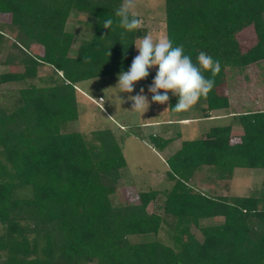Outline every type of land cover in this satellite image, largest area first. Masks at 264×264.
Returning <instances> with one entry per match:
<instances>
[{
    "label": "trees",
    "instance_id": "1",
    "mask_svg": "<svg viewBox=\"0 0 264 264\" xmlns=\"http://www.w3.org/2000/svg\"><path fill=\"white\" fill-rule=\"evenodd\" d=\"M122 2L0 0L7 19L0 22V66L15 68L0 73V85L27 82L0 104V264H264V194L211 196L191 183L201 171L214 170L224 182L235 169H260L264 186V110L232 116L241 135L218 125L182 142L165 160L171 188L139 192L136 202L122 204L112 201L127 166L121 143L133 136L163 151L174 138L145 134L146 122L118 137L109 129L91 138L64 132L78 119L76 87L127 71L145 35L139 27L121 39L115 12ZM164 2L165 36L173 45H182L193 63L203 51L221 65L207 98L189 113L177 112L178 121L192 113L191 120L210 119L229 109L228 95L219 93L226 71L264 64V0ZM72 13L85 17L91 33L76 46L66 30ZM107 19L110 29L102 26ZM250 26L256 42L243 51L238 35ZM43 66L51 72L39 77ZM169 95L174 113L177 98ZM158 197L156 212H149ZM162 215L176 222L168 229L173 247L158 238ZM215 218L222 222L199 224ZM138 235L150 239L129 241Z\"/></svg>",
    "mask_w": 264,
    "mask_h": 264
},
{
    "label": "rangeland",
    "instance_id": "2",
    "mask_svg": "<svg viewBox=\"0 0 264 264\" xmlns=\"http://www.w3.org/2000/svg\"><path fill=\"white\" fill-rule=\"evenodd\" d=\"M134 2L135 8L133 9V13L141 20L140 27L145 30V35L152 34L154 39L165 36L164 0H134ZM262 17L264 20V14ZM0 22H7V19L0 16ZM85 22V17L77 13H72L69 17L66 30L76 36L77 43L75 46L81 39L90 37V28L86 27ZM8 40L7 45L10 43ZM238 40L243 51L253 46L256 42L253 28L250 26L241 31L238 35ZM75 48L73 47V50ZM35 50L37 48H34ZM136 55H138V50L134 47L133 58ZM7 70L13 71L15 68L12 66H0V73ZM150 70L149 73L151 74ZM50 72L49 67H39L38 76H46ZM155 74H153V77H155ZM150 77L149 75L144 80L136 82L134 91L131 94L120 93L119 89L115 87L118 83V76H109L103 79L99 78L82 82L78 86L79 90H77L76 99L78 119L75 122L68 123L64 128V132H80L88 138H91L92 132L109 129L118 137V135L123 134L130 127L139 126L143 122L154 123L148 125L147 128H143L145 134L163 130L164 124H167L170 121L169 119L178 120L176 118L179 114L176 111L174 113L170 112L167 103L161 105L151 102V93L147 91L148 86L153 81ZM26 85L27 82L0 85V104L4 105L9 103V95ZM141 87L145 89L144 94L149 98V108L144 114L131 111L132 101L128 100V96L136 95ZM262 91H264L263 62L255 63L244 69H228L226 71V83L219 88V93H226L228 95L230 106L227 110L217 112L218 115L215 116H220L219 118L179 125L178 127L174 126V130L169 129L170 132L168 134L169 138L174 139L165 150L160 152L153 149L148 143L142 142L133 136L124 140L121 143V149L127 166L122 171L117 192L112 197L113 204L136 202L138 193L143 191L169 190L171 183L165 177L167 171L166 158L175 153L181 147L182 142L204 138L212 126L230 124L233 131L237 128L242 130L232 116L252 109L254 107V102L252 101L254 97L260 100L263 99ZM82 94H85V96ZM99 97L103 99L102 103H98L97 99ZM198 104L202 105L203 103ZM186 112L189 113L190 111L188 110ZM228 114H231V116L228 117ZM192 115L193 113L189 114L188 117L192 119ZM156 122H159L158 126L155 124ZM120 126L124 127L123 132L120 131ZM177 132L180 134H176ZM236 132H234V136L241 134L240 131L239 133ZM203 172L201 171L193 177L191 183L196 189L205 194L228 197H247L250 195L264 194V186L262 185L263 172L260 169H236L233 176L224 182L217 180V174L214 170ZM26 191L29 193L30 189ZM160 202L161 199L158 197L157 202L149 205L148 211L156 212V206ZM158 212L161 214V211ZM162 219L163 229L159 232L158 238L166 245L173 247L174 240L169 238L168 229L176 222L174 218L167 215H162ZM221 222V218H215L202 220L199 224L201 227H208L218 225ZM191 232L195 233L198 238H201L196 228L192 227ZM1 233L2 228L0 227ZM128 239L130 242L136 243L149 240L150 236H130Z\"/></svg>",
    "mask_w": 264,
    "mask_h": 264
},
{
    "label": "clouds",
    "instance_id": "3",
    "mask_svg": "<svg viewBox=\"0 0 264 264\" xmlns=\"http://www.w3.org/2000/svg\"><path fill=\"white\" fill-rule=\"evenodd\" d=\"M134 8V0H123L115 12L119 27L125 30L121 33V39L141 26V20L133 13ZM112 25L113 20L107 19L102 26L110 29ZM135 47L138 55L133 58L127 71L118 74L115 87L120 93L131 94L136 82L147 78L149 69L156 68L155 77L147 89L151 93V102L166 104L170 101L171 93L172 97L177 98L173 108L178 113L190 110L201 98L206 99L214 88V78L221 71L220 62L203 51L199 52L196 63H193L192 58L184 54L183 46H174L166 36L154 39L152 34H147L135 43ZM205 72L210 73L211 78H206ZM144 92L145 89L141 87L136 95L128 96V100L132 101L131 111L141 114L147 111L149 98Z\"/></svg>",
    "mask_w": 264,
    "mask_h": 264
},
{
    "label": "crops",
    "instance_id": "4",
    "mask_svg": "<svg viewBox=\"0 0 264 264\" xmlns=\"http://www.w3.org/2000/svg\"><path fill=\"white\" fill-rule=\"evenodd\" d=\"M154 70H155V72H154ZM151 71V74H149L151 77V79L153 80L154 79V75L153 74H155L156 73V68H153V69H151L150 70ZM81 84V83H80ZM79 84V85H80ZM78 85V86H79ZM78 86L76 87V91L77 90H79L78 89ZM263 92V99L262 100H260V99H256V97H254V99L252 100L253 102H254V107H252V109H250V110H247V111H245L244 113H249V112H254V111H257V110H264V91H262ZM82 95H84L85 96V94H82ZM83 97V96H82ZM100 98V97H99ZM76 99H77V95H76ZM98 100V99H97ZM244 113H241V114H244ZM177 115V114H176ZM215 115H218L217 113H215V114H213L212 116V118H210V119H202V120H191V119H189V120H187L189 117L187 116V117H183V118H180V119H184L183 121H178V120H174V119H169L170 121H168L167 122V124H164V126H163V130H160V131H158V132H151V133H146L147 135L148 134H153V135H156V134H158V135H162V136H164L165 138H169V136H168V134H169V132H170V130H174V126L176 127H178L179 125H187V124H190V123H198V122H203V121H210V120H212L213 118H219L220 116H215ZM228 117H230L231 116V114H228L227 115ZM176 119H179V116H177V118ZM186 119V120H185ZM172 120V121H171ZM152 124H154V123H149V122H146L144 125H143V128H147V126L148 125H152ZM157 126H158V124H159V122H156L155 123ZM213 127V126H212ZM123 126H120V131L121 132H123ZM211 128V127H210ZM209 128V129H210ZM170 129V130H169ZM236 130H238L237 132L239 133V131H240V133L242 134V130H239L238 128L236 129ZM236 130L235 131H233V128H232V134H234V132H236ZM111 131V130H110ZM209 131V130H208ZM236 132V133H237ZM145 133V132H144ZM176 134H180L179 132H177ZM240 134V135H241ZM116 135V134H115ZM122 134H120V135H118V136H121ZM117 136V135H116ZM126 140V139H125ZM143 142V141H142ZM160 152V151H159ZM236 170V169H235ZM234 170V171H235ZM233 174H234V172H233ZM233 176V175H232ZM221 182V181H220Z\"/></svg>",
    "mask_w": 264,
    "mask_h": 264
},
{
    "label": "built area",
    "instance_id": "5",
    "mask_svg": "<svg viewBox=\"0 0 264 264\" xmlns=\"http://www.w3.org/2000/svg\"><path fill=\"white\" fill-rule=\"evenodd\" d=\"M98 103H102L103 102V99L102 98H98Z\"/></svg>",
    "mask_w": 264,
    "mask_h": 264
}]
</instances>
